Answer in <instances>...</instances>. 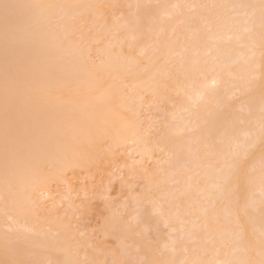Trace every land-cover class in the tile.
<instances>
[{"label": "bare ground", "instance_id": "bare-ground-1", "mask_svg": "<svg viewBox=\"0 0 264 264\" xmlns=\"http://www.w3.org/2000/svg\"><path fill=\"white\" fill-rule=\"evenodd\" d=\"M149 1L0 0V264H264V0ZM112 163L137 211L74 248Z\"/></svg>", "mask_w": 264, "mask_h": 264}, {"label": "rangeland", "instance_id": "rangeland-1", "mask_svg": "<svg viewBox=\"0 0 264 264\" xmlns=\"http://www.w3.org/2000/svg\"><path fill=\"white\" fill-rule=\"evenodd\" d=\"M151 1V0H150ZM150 1H149V3H150ZM152 2V1H151ZM153 2H154V0H153ZM90 23V25L92 24V22L90 21L89 22ZM89 23H88V25H89ZM96 30H97V28H95ZM94 29V26H91L90 27V31H91V34H93V35H97V32H96V30ZM98 30H100V29H98ZM78 37H81V36H78ZM78 37H77V39H78ZM82 39V37L81 38H79L78 40H79V42H80V40ZM81 42H82V40H81ZM80 42V43H81ZM87 43V42H86ZM93 52V56H92V58H94L95 59V61L96 62H99L98 60L100 59L99 57H97V51L96 50H94V51H92ZM96 54V55H95ZM151 100V98L149 97V98H147V100ZM148 100V101H149ZM146 113H148V111L146 112H144L143 114L144 115H146ZM148 162V163H147ZM146 163L147 164H145V162H144V166H145V168H148V166L147 165H149V167L152 165V163L151 164H149V161H147ZM120 163V162H119ZM115 164V163H112L113 164V166H112V164H110V166H111V168L113 167L114 168V170H112L113 172V174H114V177H118V175L120 174V177L119 178H116V179H114V177L112 178V177H108V178H110L109 180L111 181L110 183H109V181L107 180V181H105L106 179V177H104L105 176V174L107 175V173H104V171L105 170H97L96 172L94 171V176L93 175H88L90 178H92L91 176H93V178L92 179H90V178H88V177H86L87 176V174H83V176H81L80 175V179H79V176L76 178V179H74L73 181H74V183L76 184V182H77V185H73V186H75L74 187V190L73 191H76L77 192V187H79L78 188V191H79V189H80V191L83 189V188H86V189H88L87 190V192L89 193H85V195L83 194V196L81 195L82 193H80V195H81V197L79 196V197H76V199H75V203L76 204H79L80 205V209H79V205H77L78 206V212H74V213H77V215H75L74 213L69 217H67L68 218V220H69V218L71 219V221H72V223H74L73 221H75V225L73 226V228L76 230L75 231V233H74V231H73V234L74 235H72V237L71 238H74L73 239V241H72V243H74V244H76V245H74V248L77 246V245H81L82 247L84 246V242H87V241H91V242H89V243H91V244H93L92 246H91V248H93L94 246H102V245H104L102 242H100V243H102V245L99 243L98 245H94V243L92 242V241H95V243L98 241H101V240H97V239H102L103 238V236H105L104 235V229H102V230H100V225H103V219H106V218H104V217H106L105 215H108V214H105V212L103 211L104 210V204L106 205V204H108V205H111V206H109V208L110 207H113L114 209H117L118 211H123V213H122V216H123V218H125V217H129L130 215H132V214H134L137 210H136V208L134 209V205H133V197H138L140 194H139V192L141 191V190H139V183H140V181L142 182V183H144V180L143 179H140V181H139V179H135L134 181H132V182H130L131 180H130V178H129V180L130 181H128L129 182V185L132 183H134L135 182V185H133V187H132V185H130L131 186V188H130V186L129 185H127L128 184V182H127V184L125 185V182H123V183H121L123 180H124V178H126L125 176H127L126 175V173H124V174H121L120 172L123 170V168H121V167H117V166H119L120 164ZM117 165V166H116ZM116 166V167H115ZM143 166V167H144ZM125 171H126V169H124ZM124 170L122 171V173L124 172ZM117 172V173H116ZM119 173V174H118ZM92 174H93V172H92ZM112 174V175H113ZM115 174H118V175H115ZM99 175V176H98ZM108 175H109V173H108ZM107 175V176H108ZM123 175H125L124 177H123ZM122 176V177H121ZM74 178V177H73ZM79 179V180H78ZM83 180V181H82ZM143 180V181H142ZM125 181H127V180H125ZM83 182V183H82ZM106 182V183H105ZM80 183H82V185L84 184V183H86V184H84L83 185V187H81L82 185L80 184ZM141 183V184H142ZM79 185H81V186H79ZM85 186V187H84ZM141 186V185H140ZM142 187H143V185H142ZM141 187V188H142ZM76 188V189H75ZM52 190H58V191H64V187H61L60 189H59V187H58V189H57V187H55L54 186V188L52 189ZM131 191V192H130ZM136 192V193H135ZM77 193H79V192H77ZM135 194V195H134ZM55 195L57 196V193H55ZM77 195H79V194H76V196ZM109 195V196H108ZM58 196H60L59 195V192H58ZM86 196V197H85ZM108 196V197H107ZM133 196V197H132ZM74 197V196H73ZM83 197V198H82ZM57 198V197H56ZM74 199V198H73ZM47 201L49 200V198H47L46 199ZM78 202V203H77ZM48 203L49 202H47L46 204L48 205ZM65 203H66V201H65ZM124 203V204H123ZM121 204V205H120ZM67 206V205H66ZM119 207V208H118ZM106 209H107V207H105ZM112 208V209H113ZM124 209V210H123ZM79 210H80V214H79ZM110 210V209H109ZM127 211V212H126ZM104 213V214H103ZM108 213V212H107ZM78 216V217H77ZM74 218V220H72ZM108 218H109V216H108ZM103 220V221H102ZM107 220H109V219H107ZM106 222V221H105ZM102 223V224H101ZM101 227H103V226H101ZM103 228H105V224H104V227ZM161 230H163V229H161ZM165 230H167V229H165ZM80 233V234H79ZM149 234H150V237H151V239H152V241L153 242H155V240L154 239H157L156 237H157V235L156 236H154V234H153V231H151V230H149ZM149 234H147L146 236H148ZM76 235V236H75ZM249 235H252V233H251V231L249 230ZM73 236H75V237H73ZM105 237H107V236H105ZM149 237V238H150ZM89 239V240H88ZM107 240H108V237L106 238ZM110 239V238H109ZM111 239H113V238H111ZM87 240V241H86ZM97 240V241H96ZM251 240H252V238H251ZM103 241H104V239H103ZM97 242V243H98ZM112 242L113 243H115V240H109L107 243H109L110 245L112 244ZM96 243V244H97ZM107 243H105L106 244V246L107 247H105V248H110V245L108 246L107 245ZM90 244V245H91ZM87 245H88V242H87ZM87 245H85L86 247H87ZM89 245V246H90ZM78 246V247H79ZM85 246L83 247V249L85 248ZM88 246V247H89ZM115 246V244H112V247L111 248H113ZM79 248H81V247H79ZM90 248V247H89ZM104 248V247H103ZM82 249V248H81ZM82 249V250H83ZM86 251L87 250H89V249H85ZM85 250H83L84 252H86ZM73 251H76V249H74ZM79 251H81V250H79ZM78 252V253H76V254H79V253H81V254H83L84 252ZM89 251H92V249L91 250H89ZM94 251V250H93ZM99 252H102V251H99ZM97 253V252H96ZM103 253V252H102ZM102 253H100V254H98L99 256L101 255V257H99L98 255L96 256V258L98 257L100 260L101 259H103L102 258V256L104 255V253H103V255H102ZM74 254H75V252H74ZM81 254H79V255H81ZM78 255V256H79ZM85 256V255H84ZM84 256H82V257H80L81 259H84V261L86 260V258L87 257H84ZM84 257V258H83ZM95 258V257H94ZM95 258V259H96ZM108 259V258H107ZM107 259H105L106 260V262H107ZM86 261H88V260H86ZM87 264H88V262H87ZM90 264H91V262H90Z\"/></svg>", "mask_w": 264, "mask_h": 264}]
</instances>
